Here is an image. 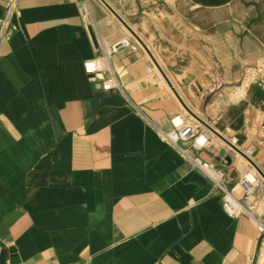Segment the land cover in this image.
<instances>
[{
	"label": "crops",
	"instance_id": "obj_1",
	"mask_svg": "<svg viewBox=\"0 0 264 264\" xmlns=\"http://www.w3.org/2000/svg\"><path fill=\"white\" fill-rule=\"evenodd\" d=\"M106 1L123 18L117 0ZM130 1L139 14L123 19L147 47L111 55L110 89L84 61L131 32L102 0H17L8 36L0 31V264H264L256 222L226 212L202 165L222 171L225 187L244 200L243 165L229 145L198 125L207 145L198 135L178 145L167 139L174 115L187 119L179 94L264 167V89L230 96L249 56L244 34L203 21L196 0L146 12L142 4L154 0ZM237 3L252 7H214ZM237 51L227 70L218 52ZM214 53L227 79L215 91Z\"/></svg>",
	"mask_w": 264,
	"mask_h": 264
},
{
	"label": "bare ground",
	"instance_id": "obj_2",
	"mask_svg": "<svg viewBox=\"0 0 264 264\" xmlns=\"http://www.w3.org/2000/svg\"><path fill=\"white\" fill-rule=\"evenodd\" d=\"M251 1H252V7L249 10L246 9L241 3H237L236 5L235 4H233V5H222L220 8H216V7H214V0H196L195 5H199V8H197V10L202 13L203 21L217 23L220 26V29H223V30L229 29L231 31H234V32H237L240 34L243 33L244 37H245V45H244L245 50H246V52H248L249 56H254L255 54H259L262 51H264V0H251ZM188 2H190V0H188ZM172 4H174V6H176V7H178V0H173ZM186 6H188V5H186ZM121 13L123 14V18L126 19L127 21H129V23L131 24L132 23L131 16L127 12H124V11H121ZM128 37L131 40H133L139 44L141 43L132 32L129 33ZM218 46H219V42H218V40L215 39L214 40V48L216 49ZM218 53L225 60L227 70H229L232 62H234L236 59L238 60V58L240 56L238 51L233 58H231L229 52H218ZM155 69L158 71L157 65L155 66ZM237 82H239V80H237ZM249 85L256 86V84H249ZM249 85H243L242 87H237L239 89V91H238L239 97L245 96L246 87ZM183 108H185V107L183 106ZM185 110H187V109L185 108ZM193 112L196 114V116L201 117L195 111H193ZM191 116H192V118H194V120L200 122V120L194 114H191ZM257 119L260 121L261 117L257 116ZM173 122L177 125H179V124H186V125L190 124V125H192L193 124L195 126V124L193 122L191 123L190 121H188L185 117H183L182 114H175L174 118H173ZM205 127L210 129L207 126H205ZM213 133L215 134V132H213ZM215 135H217V134H215ZM222 140H220V141L222 143H224L225 142L224 139H222ZM229 140L233 144H235L237 147L239 146L238 138H231ZM197 142L202 146L207 145L208 144V136L205 133L198 135L197 136ZM229 148L231 149L232 146L229 145ZM235 155H236V157L238 155L241 156V160H242V162H244L243 168H242V176L245 177V179L247 180V182L250 184V187H251L249 195L246 196L244 200L240 201V208H242L245 212H249L247 214H249L250 217L253 218V220L258 225L257 216H259L261 218V214H262V210L259 207H260L261 201L264 203V199L261 196L260 197L257 196L256 190H257V186H258L260 181H262L264 183V176L260 173L258 168L253 166L251 164V162L245 156H243L241 153H238V155L237 154H235ZM249 157H251L253 159L252 156H249ZM253 160L257 163V161L255 159H253ZM248 162L252 165V167L248 165ZM257 164L264 171V167L262 165H260L259 163H257ZM202 165L209 172V174L211 176H213L214 178H220L222 180V178L220 177V174H218L214 170L210 169V167L206 163H202ZM242 191H243V188H242ZM231 198L233 200H235L233 197H231ZM246 200H251L252 202H257L259 200L257 202V204H258L257 208L251 209L250 207H248L247 204L245 203ZM255 215H257V216H255ZM261 221L264 223V219H262ZM263 258L264 257H262V259Z\"/></svg>",
	"mask_w": 264,
	"mask_h": 264
},
{
	"label": "built area",
	"instance_id": "obj_3",
	"mask_svg": "<svg viewBox=\"0 0 264 264\" xmlns=\"http://www.w3.org/2000/svg\"><path fill=\"white\" fill-rule=\"evenodd\" d=\"M18 12H19V7L17 0H8L7 11L4 15L0 16V31L4 33L5 36H8V30L13 24L12 22L13 15ZM136 43L137 42L131 40L129 37L122 38L121 40L107 47L104 54L86 59L84 61V66L86 71L94 78H96L99 74H101L103 76L102 77L103 88L110 89L115 83V77L111 75H108L107 77L105 76V73H109L112 70V66L110 64L111 55L123 47L131 46L132 48H135ZM249 84H256L264 89V53L258 58H256L254 63L248 64L246 66L244 76L242 78V81L239 83L238 87H242L243 85H249ZM197 127H198L197 125L194 126L193 124L177 125L173 122V130L167 133V139L170 143L178 145L180 140H188L198 135ZM242 150L245 154L251 156L252 151L250 149H242ZM209 167L210 169L220 174V177L223 180L224 177L222 171L218 170L212 165ZM214 179L216 180L217 185L223 191L222 202L228 214L238 215V214L249 213V212H245L242 208H240L241 199H238L236 195L229 188H226L220 178H214ZM239 183L243 188V191L245 192V196H248L251 187L250 184L245 179V177L242 176L239 180ZM231 197H233L235 200H233ZM257 220H258V225H257L258 231L259 233L264 235V223L261 221L262 219L259 216H257ZM259 255L261 257H264V237L262 239Z\"/></svg>",
	"mask_w": 264,
	"mask_h": 264
},
{
	"label": "rangeland",
	"instance_id": "obj_4",
	"mask_svg": "<svg viewBox=\"0 0 264 264\" xmlns=\"http://www.w3.org/2000/svg\"><path fill=\"white\" fill-rule=\"evenodd\" d=\"M108 1H110L116 7H117V4H118L119 6H121V8L126 10L129 14L132 13L133 9L136 10L137 9L136 6H138L136 3H131L130 0H117V4L115 3V0H108ZM172 2H173V0H154V2H152V3L142 4V9H144L143 12H146L147 7L148 8L151 7V9L152 10L154 9V11L156 9H158L160 11H163L165 9H170L169 7L171 6ZM163 8H165V9H163ZM137 11L138 10H136V12ZM136 12L134 11L132 13V15L139 14V12L138 13H136ZM263 53H264V51H262L259 54H255L254 56H248L247 59H244L242 61V63H240L239 69H240L241 72H243V75H244L246 66L248 64L254 63L256 57L258 58ZM220 59H221V57H218L216 55V53H214V91L217 90V89H221L222 86H224V82L227 81V79L223 78V70L225 69L224 68L225 66H222ZM167 71H168L169 75L172 77V79H174L173 78L174 73L172 71H170L169 69H167ZM240 76H241V73H240ZM238 79H236V81ZM222 83H223V85H222ZM236 83L237 82H234L233 84H229V85H231V87H230V96H231V99H233L234 101H237V100H240V99L243 98V97H239L238 96L239 89L237 88L238 84H236ZM197 112L202 114L201 108H199L197 110ZM183 114H185L187 116V120L190 121L191 123L193 122L195 125L204 127V125L202 123L194 120V118H192L191 114L187 110H183ZM214 137H216V136L214 135ZM221 144L225 145L226 147H228V144L226 142H224V143L221 142ZM230 150H232V152H234L235 154L238 155V153L233 148H231ZM237 159L239 161V164H241V165L244 164V162H242V160H241V156L240 155L237 156ZM248 165L252 167V165L249 162H248ZM256 193H257L258 197L261 196L264 199V183L262 181L259 182ZM257 202H252L251 200H246L245 201L247 206L250 207L251 209H256L257 208V205H258ZM259 208L262 210V214L264 215V203L262 201L260 203V207Z\"/></svg>",
	"mask_w": 264,
	"mask_h": 264
},
{
	"label": "water",
	"instance_id": "obj_5",
	"mask_svg": "<svg viewBox=\"0 0 264 264\" xmlns=\"http://www.w3.org/2000/svg\"><path fill=\"white\" fill-rule=\"evenodd\" d=\"M109 8H110V10L127 26V28L130 30V32H132L135 36H136V38L145 46V47H147L146 45H145V43L137 36V34L130 28V26L125 22V20L114 10V8L106 1V0H102ZM150 54H151V52H150ZM151 56H152V58H153V60H154V62H155V64L158 66V68H159V70L161 71V73L163 74V76H164V78L166 79V81L168 82V84L172 87V89L174 90V91H176L175 90V88H174V86H173V84H172V82L170 81V79L167 77V75L165 74V72L163 71V69L161 68V66L159 65V63L157 62V60L155 59V57L151 54ZM99 77H101L100 75H99ZM178 95V97H179V99H180V101H181V103H182V105L188 110V112L189 113H191V114H194L195 116H196V114L193 112V110L184 102V100L179 96V94H177ZM199 120H200V122L203 124V125H205V126H207V127H209L213 132H215V134H217L218 136H220L222 139H224V141L228 144V145H230V146H232V148L234 149V150H236L238 153H241L243 156H245L250 162H251V164L253 165V166H255L256 168H258V170L260 171V173L264 176V171L260 168V166L251 158V157H249L247 154H245L244 152H243V150H241L239 147H237L235 144H233L227 137H225L223 134H221L220 132H218L217 130H215V129H213L204 119H202L201 117H198V116H196ZM220 154L224 157V159L226 160V162H227V164H231L232 163V157L230 156V155H227L226 154V150L225 149H223L221 152H220Z\"/></svg>",
	"mask_w": 264,
	"mask_h": 264
}]
</instances>
